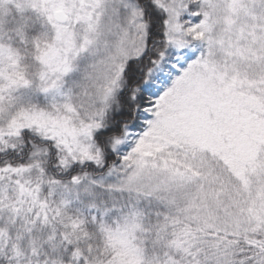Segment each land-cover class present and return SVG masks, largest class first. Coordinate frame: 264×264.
Segmentation results:
<instances>
[{"label": "snow or ice", "instance_id": "snow-or-ice-1", "mask_svg": "<svg viewBox=\"0 0 264 264\" xmlns=\"http://www.w3.org/2000/svg\"><path fill=\"white\" fill-rule=\"evenodd\" d=\"M0 264H264V0H0Z\"/></svg>", "mask_w": 264, "mask_h": 264}]
</instances>
